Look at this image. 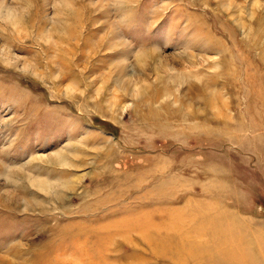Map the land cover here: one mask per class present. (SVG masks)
I'll return each mask as SVG.
<instances>
[{"label": "rangeland", "instance_id": "374dc122", "mask_svg": "<svg viewBox=\"0 0 264 264\" xmlns=\"http://www.w3.org/2000/svg\"><path fill=\"white\" fill-rule=\"evenodd\" d=\"M252 210L264 0H0V264H216Z\"/></svg>", "mask_w": 264, "mask_h": 264}, {"label": "crops", "instance_id": "0c3cea01", "mask_svg": "<svg viewBox=\"0 0 264 264\" xmlns=\"http://www.w3.org/2000/svg\"><path fill=\"white\" fill-rule=\"evenodd\" d=\"M237 218L236 222L227 221L228 228L235 232L232 236L236 237V253L209 260L216 264H224V260L226 264H264V216L252 210L241 211Z\"/></svg>", "mask_w": 264, "mask_h": 264}]
</instances>
